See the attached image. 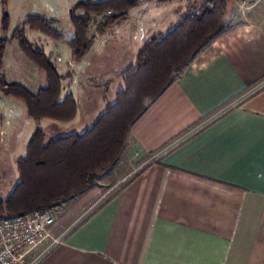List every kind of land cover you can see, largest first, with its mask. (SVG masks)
I'll list each match as a JSON object with an SVG mask.
<instances>
[{
    "label": "crops",
    "instance_id": "0c3cea01",
    "mask_svg": "<svg viewBox=\"0 0 264 264\" xmlns=\"http://www.w3.org/2000/svg\"><path fill=\"white\" fill-rule=\"evenodd\" d=\"M238 1L228 2L225 30L132 124L118 161L90 189L56 206L49 235L60 241L37 264H264V10L258 0L240 14ZM187 4L152 8L177 11L174 25ZM147 16L133 17L131 34L123 29L127 18L98 35L80 63L59 69L52 62L76 115L32 120L28 132L42 122H87L93 92L113 102L107 90L116 92L120 73L160 33ZM16 55L34 74L26 87L34 92L44 76L20 49ZM5 103L0 119L15 134L27 124L26 109Z\"/></svg>",
    "mask_w": 264,
    "mask_h": 264
},
{
    "label": "trees",
    "instance_id": "16d2710c",
    "mask_svg": "<svg viewBox=\"0 0 264 264\" xmlns=\"http://www.w3.org/2000/svg\"><path fill=\"white\" fill-rule=\"evenodd\" d=\"M7 1L0 0L1 34L8 29ZM155 1L188 4L167 33H157L142 45L135 63L120 73L122 84L114 101L106 103L89 128L80 134L53 139H46L40 128L34 130L24 155L16 159L18 182L0 199V218L56 207L90 189L118 161L130 127L170 85L174 74L226 28L229 0ZM137 5L138 0H81L71 8L70 34L57 29V20L25 16L9 38L0 39V64L6 44L16 41L24 57L43 74L44 83L31 92L19 83L0 82V93L21 103L35 122L71 121L76 115L74 98L71 93L62 96L61 76L43 50L26 38V28L66 44L71 49L72 62L77 64L88 54L98 35L126 20Z\"/></svg>",
    "mask_w": 264,
    "mask_h": 264
},
{
    "label": "rangeland",
    "instance_id": "374dc122",
    "mask_svg": "<svg viewBox=\"0 0 264 264\" xmlns=\"http://www.w3.org/2000/svg\"><path fill=\"white\" fill-rule=\"evenodd\" d=\"M79 1L81 0H8L6 4V12L8 14L9 21L8 29L6 34H1L0 32V39L9 38L13 30L19 26L24 17L27 15H40L45 16L48 19L57 20V29L63 33L70 34L72 32V26L69 20L70 11L71 8ZM157 3L158 2L155 0H138V5L129 13H132L133 16L131 15L128 17V21L125 25H123V29L127 33H133L135 28L133 17L138 18L139 16H145L146 13V15H148L147 17H144L146 21L154 19L150 21V24L155 23L156 21L158 22L156 25L157 29H154V32L159 31L162 35L167 33L173 27L170 23L175 18L177 11H168L170 7H168V9L161 7L159 10L157 9L158 7L152 8ZM167 3H179V1H168ZM257 3L258 0H256L251 6L244 9H239L236 4L235 8L237 12L242 14V12L254 9ZM259 4L262 6L260 10L263 11L264 0H261ZM95 20H99V17H96ZM92 28L95 29V26L93 25ZM93 29H91L92 34H94ZM143 29L144 32L148 30V28ZM25 35L33 45L42 49L43 52L50 58V61L57 64L55 66L59 69L64 67L66 68L68 63L71 62L72 52L66 44L55 41L40 32H30L27 28L25 30ZM144 36H146V34H144ZM18 50L19 47L16 41L6 44L3 59L0 64V82L19 83L26 88L29 87L31 83L34 84V74H31L26 68L23 69V66L20 67L17 62L19 60L16 55ZM57 58H60L59 62L56 61ZM24 60L27 64L29 63L28 66L32 64L26 58ZM32 65L35 66L34 64ZM262 85L263 84L258 87H261ZM252 91L253 89H250L248 94L252 93ZM98 95L99 92H93L92 96L86 99V104L90 105L91 113L93 115L87 122L82 123L81 119H78V122L75 121L77 123L74 122L71 125H66V127H54V125L48 126L44 122L40 123L41 130L44 132L46 139L64 137L72 133L80 134L85 129L89 128L96 117L103 112L107 103ZM114 95L115 92L107 90V101H114ZM5 102L9 104L21 105V103L19 104L16 101L5 98L0 93V110H2L3 106H5ZM78 104H81V100H79ZM8 122L9 120L0 119V146L4 147L3 149L0 147V199L5 198L18 182L16 159L23 156L25 153L26 144L31 137L30 132H28V124H32L33 121L27 117V124H23L21 126V130L19 131L15 130V134L10 131L12 128L10 129L5 127L8 125ZM4 128L7 129V132L3 130ZM3 155L4 157H2Z\"/></svg>",
    "mask_w": 264,
    "mask_h": 264
},
{
    "label": "built area",
    "instance_id": "2783aa9c",
    "mask_svg": "<svg viewBox=\"0 0 264 264\" xmlns=\"http://www.w3.org/2000/svg\"><path fill=\"white\" fill-rule=\"evenodd\" d=\"M255 1L239 0L237 7L244 9ZM55 213L56 207H52L0 218V264H37L58 245L60 239L49 235Z\"/></svg>",
    "mask_w": 264,
    "mask_h": 264
},
{
    "label": "water",
    "instance_id": "95a60500",
    "mask_svg": "<svg viewBox=\"0 0 264 264\" xmlns=\"http://www.w3.org/2000/svg\"><path fill=\"white\" fill-rule=\"evenodd\" d=\"M70 13H71V11H70Z\"/></svg>",
    "mask_w": 264,
    "mask_h": 264
}]
</instances>
